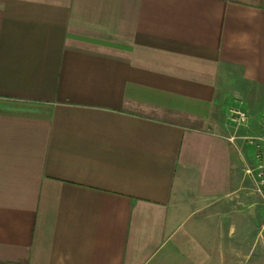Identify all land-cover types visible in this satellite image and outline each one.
I'll list each match as a JSON object with an SVG mask.
<instances>
[{
	"label": "crops",
	"instance_id": "obj_1",
	"mask_svg": "<svg viewBox=\"0 0 264 264\" xmlns=\"http://www.w3.org/2000/svg\"><path fill=\"white\" fill-rule=\"evenodd\" d=\"M231 97L264 114V0H0V264H231Z\"/></svg>",
	"mask_w": 264,
	"mask_h": 264
},
{
	"label": "rangeland",
	"instance_id": "obj_2",
	"mask_svg": "<svg viewBox=\"0 0 264 264\" xmlns=\"http://www.w3.org/2000/svg\"><path fill=\"white\" fill-rule=\"evenodd\" d=\"M239 109L246 113L248 120L245 124L238 125L231 120L232 110ZM258 110L257 113H249L244 107V101L238 97H231L229 102L223 104L218 115L219 122L224 127V132L231 133L235 138V156L242 169L255 165V149L246 137H254L261 133L264 124V114ZM221 130V127H220ZM221 130V131H223ZM244 194L248 199L246 206V225L239 229L231 242V264H264V200L255 196L249 190V184H245ZM240 237L238 241L236 238ZM240 251V252H239Z\"/></svg>",
	"mask_w": 264,
	"mask_h": 264
},
{
	"label": "built area",
	"instance_id": "obj_3",
	"mask_svg": "<svg viewBox=\"0 0 264 264\" xmlns=\"http://www.w3.org/2000/svg\"><path fill=\"white\" fill-rule=\"evenodd\" d=\"M231 120L241 125L247 122L248 116L239 109H233ZM230 140L233 142L235 138ZM245 140L255 149V165L253 167L247 166L245 171L252 181L255 193L264 200V124L260 134L254 137H246Z\"/></svg>",
	"mask_w": 264,
	"mask_h": 264
}]
</instances>
